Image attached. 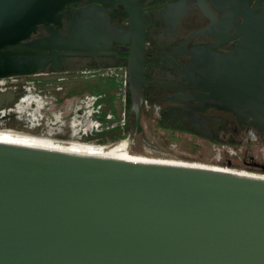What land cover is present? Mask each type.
<instances>
[{
  "label": "water",
  "instance_id": "water-1",
  "mask_svg": "<svg viewBox=\"0 0 264 264\" xmlns=\"http://www.w3.org/2000/svg\"><path fill=\"white\" fill-rule=\"evenodd\" d=\"M73 1L0 0V91L51 61L12 49ZM97 13H75V39L84 22L95 36ZM54 40L64 46L67 38ZM132 57L137 65L139 50ZM261 89L245 106L264 128V82ZM10 98L0 94V103ZM243 110L235 111L242 122ZM10 119L22 127H8ZM142 126L135 142L125 133L110 155L79 153L59 146L100 149L104 135H95L99 121L80 100L53 108L26 83L0 106V264H264V172L220 169L231 167L223 149ZM148 132L178 162L157 153Z\"/></svg>",
  "mask_w": 264,
  "mask_h": 264
},
{
  "label": "flooded vegetation",
  "instance_id": "flooded-vegetation-1",
  "mask_svg": "<svg viewBox=\"0 0 264 264\" xmlns=\"http://www.w3.org/2000/svg\"><path fill=\"white\" fill-rule=\"evenodd\" d=\"M91 8L98 11L95 36L84 22L75 39V13ZM55 36L67 38L65 45H54ZM43 39L51 42L28 46ZM15 46L51 61L32 75L14 76L17 87L0 91L11 97L0 106L29 83L53 108L78 100L88 105L99 121L95 135L104 134L97 142L125 133L135 142L144 120L223 149L228 166L264 172V128L245 106L246 97L262 95L264 0H75ZM240 106L243 122L235 113ZM6 125L22 127L12 119Z\"/></svg>",
  "mask_w": 264,
  "mask_h": 264
},
{
  "label": "rangeland",
  "instance_id": "rangeland-1",
  "mask_svg": "<svg viewBox=\"0 0 264 264\" xmlns=\"http://www.w3.org/2000/svg\"><path fill=\"white\" fill-rule=\"evenodd\" d=\"M148 142L157 150V153H163L167 161L178 162V158H175V155L167 154L166 143H158V135H155V132H148ZM223 169L237 171L235 166L223 167Z\"/></svg>",
  "mask_w": 264,
  "mask_h": 264
},
{
  "label": "bare ground",
  "instance_id": "bare-ground-1",
  "mask_svg": "<svg viewBox=\"0 0 264 264\" xmlns=\"http://www.w3.org/2000/svg\"><path fill=\"white\" fill-rule=\"evenodd\" d=\"M27 145H29V144H27ZM33 146L58 149V146H43V145H33ZM59 148H60L59 150L73 151V152H79V153L110 155L115 147H101L100 146V149H75V146H59ZM220 169H222V168H220Z\"/></svg>",
  "mask_w": 264,
  "mask_h": 264
},
{
  "label": "built area",
  "instance_id": "built-area-1",
  "mask_svg": "<svg viewBox=\"0 0 264 264\" xmlns=\"http://www.w3.org/2000/svg\"><path fill=\"white\" fill-rule=\"evenodd\" d=\"M122 137L123 136H121L119 139L112 141V142H104V143L100 142V146L101 147H116V145L119 143V141L121 140ZM129 139H132V136L129 133H127L125 142H130ZM226 170H229V169H226Z\"/></svg>",
  "mask_w": 264,
  "mask_h": 264
}]
</instances>
